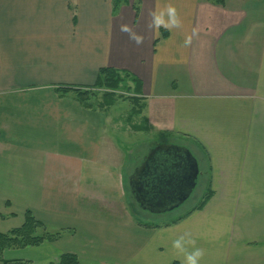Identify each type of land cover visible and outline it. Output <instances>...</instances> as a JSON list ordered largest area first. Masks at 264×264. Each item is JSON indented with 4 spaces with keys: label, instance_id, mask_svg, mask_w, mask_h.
<instances>
[{
    "label": "crops",
    "instance_id": "crops-1",
    "mask_svg": "<svg viewBox=\"0 0 264 264\" xmlns=\"http://www.w3.org/2000/svg\"><path fill=\"white\" fill-rule=\"evenodd\" d=\"M102 67L135 77L143 123L76 98ZM161 141L194 148L213 196L147 226L129 145ZM27 210L64 233L6 259L264 264V0H0V231Z\"/></svg>",
    "mask_w": 264,
    "mask_h": 264
},
{
    "label": "trees",
    "instance_id": "trees-1",
    "mask_svg": "<svg viewBox=\"0 0 264 264\" xmlns=\"http://www.w3.org/2000/svg\"><path fill=\"white\" fill-rule=\"evenodd\" d=\"M122 0H115V4H119ZM214 3L223 4L224 0H211ZM138 13V6H136ZM135 77H133L127 71L115 69L112 67H102L97 75L96 82L90 87L76 88L75 96L81 104L88 108H97L99 102L97 92L92 91L91 88H98L103 90L104 100L103 104L113 103L121 95L122 91H132L133 87L131 82L134 83V87H137ZM131 94V93H130ZM132 99L134 95H131ZM101 103V102H100ZM103 107H109L111 105H101ZM144 109L143 105H134L130 117L141 114ZM137 130H143L142 126L136 125ZM213 196V192L208 188L201 199V201L186 212L183 216L175 219L172 223H176L182 220L188 214L197 209H203ZM159 226V225H155ZM63 230H50L42 221L37 219L34 214L27 210L25 213V220L21 226L14 227L6 232L0 231V264H29L31 261L27 259H6L3 255L4 250L8 248H24L28 246H38L46 241H56L62 237ZM52 264H82L80 258L70 252L63 253L57 262Z\"/></svg>",
    "mask_w": 264,
    "mask_h": 264
},
{
    "label": "water",
    "instance_id": "water-1",
    "mask_svg": "<svg viewBox=\"0 0 264 264\" xmlns=\"http://www.w3.org/2000/svg\"><path fill=\"white\" fill-rule=\"evenodd\" d=\"M198 159L185 145L163 143L149 152L130 182L144 209L164 210L185 201L196 186Z\"/></svg>",
    "mask_w": 264,
    "mask_h": 264
},
{
    "label": "rangeland",
    "instance_id": "rangeland-1",
    "mask_svg": "<svg viewBox=\"0 0 264 264\" xmlns=\"http://www.w3.org/2000/svg\"><path fill=\"white\" fill-rule=\"evenodd\" d=\"M91 90L93 92L94 91L97 92V97H101V95L103 96V92H104L103 90H99L98 88H91ZM130 93H132V91L130 92L122 91L121 95L123 97H119L117 99L119 103L117 105L112 106L109 111L110 116L114 118H118L122 126L127 124L128 122L127 119L130 115L131 109L134 106L132 102L129 101V99H132ZM131 122L138 123V124L143 123L142 119L139 116H133ZM135 135H137V139L139 138L140 135H142L141 137H144V136L147 137L146 133L133 134V136ZM134 139L132 140L134 141ZM133 141L131 143H133ZM141 142H138V143H141ZM166 142L174 143L172 141H161L157 144L155 143L152 149H155L158 145L166 143ZM179 142L181 141H178L175 143H179ZM186 144H187L186 147H188L192 151L194 156L199 160L198 163H199L200 170H199L196 186L193 189L192 193L185 201L180 203L178 206H172L167 209L165 208L164 210L144 209L140 205L139 201L135 198L134 194L132 193L130 182L126 181V188H127L126 199L129 202L128 203L129 209L133 214V218H135L136 220H139L144 225L162 226L165 224H171L175 219H178L179 217L183 216L186 212L191 210L193 207H195L203 198L207 190V186H208V176L202 173L204 165L201 162V159L196 156L197 153L194 150V148H192L188 143ZM129 148L131 150L133 149V153L130 155L131 158L135 156L136 154L141 155L140 159H138L137 161L138 167H140V165H142V163L145 161L143 157L146 156L147 153H149L152 150L150 149L149 151L146 144H139L137 146H135V144H132V145H129Z\"/></svg>",
    "mask_w": 264,
    "mask_h": 264
},
{
    "label": "flooded vegetation",
    "instance_id": "flooded-vegetation-1",
    "mask_svg": "<svg viewBox=\"0 0 264 264\" xmlns=\"http://www.w3.org/2000/svg\"><path fill=\"white\" fill-rule=\"evenodd\" d=\"M149 157V153H147V155L146 156H144V160H146V158H148ZM141 166V165H140ZM138 168V167H137Z\"/></svg>",
    "mask_w": 264,
    "mask_h": 264
}]
</instances>
